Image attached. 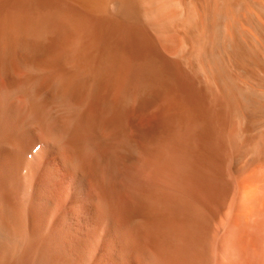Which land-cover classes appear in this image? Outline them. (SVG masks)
<instances>
[{
    "label": "bare ground",
    "instance_id": "obj_1",
    "mask_svg": "<svg viewBox=\"0 0 264 264\" xmlns=\"http://www.w3.org/2000/svg\"><path fill=\"white\" fill-rule=\"evenodd\" d=\"M0 264H264V0H0Z\"/></svg>",
    "mask_w": 264,
    "mask_h": 264
}]
</instances>
